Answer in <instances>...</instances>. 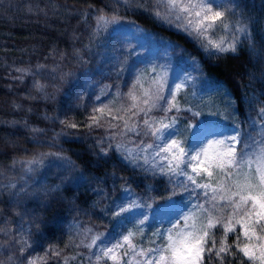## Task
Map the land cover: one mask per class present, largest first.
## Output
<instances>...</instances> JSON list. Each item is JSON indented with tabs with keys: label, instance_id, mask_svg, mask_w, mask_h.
Segmentation results:
<instances>
[{
	"label": "trees",
	"instance_id": "1",
	"mask_svg": "<svg viewBox=\"0 0 264 264\" xmlns=\"http://www.w3.org/2000/svg\"><path fill=\"white\" fill-rule=\"evenodd\" d=\"M235 2L243 8L251 35L235 55L209 58L187 35L132 9H119L118 24L163 39L182 63L194 59L202 79L230 97L229 122L255 138L264 107V0ZM101 9L111 14L112 0H0V264H27L40 258L47 264H63L61 257L45 253L49 249L60 250L62 256L86 252L71 246L75 230L108 228L109 215L103 212L126 186L135 198L150 200L151 206L168 201L164 178L133 169L114 148L108 149L106 137L118 134V128L87 127L101 88L119 86L122 93L133 82L127 70L121 78L115 76L117 54L110 49L122 39L113 32V24L93 35L94 17ZM40 65L44 67L37 71ZM124 67L132 68L126 62ZM17 68L30 72L17 79L21 76ZM36 84L44 86L43 93L36 91ZM63 121L80 127L67 128ZM253 121L255 130L250 127ZM101 139L104 145L98 144ZM119 139L116 135L112 144ZM101 147L108 150L107 156L101 155ZM57 154L74 161L76 171L66 173L57 167ZM41 156L42 166H33L36 170L31 173L19 163ZM68 176L71 181L64 182ZM57 186L60 191L46 194ZM24 239L31 246L21 253ZM232 239L229 235V243Z\"/></svg>",
	"mask_w": 264,
	"mask_h": 264
},
{
	"label": "snow or ice",
	"instance_id": "2",
	"mask_svg": "<svg viewBox=\"0 0 264 264\" xmlns=\"http://www.w3.org/2000/svg\"><path fill=\"white\" fill-rule=\"evenodd\" d=\"M112 7L111 14L101 9L95 15L93 35L121 22L118 12L123 7L174 27L209 58L235 55L238 46L251 38L243 8L235 0H112ZM136 31L134 26L113 29L123 36H135ZM138 63L145 64L143 70L118 66L116 78L127 70L133 82L126 93L117 86L111 96L105 91L97 95L100 103L93 105L87 127L93 130L108 124L119 129L118 134L106 137L108 149L114 148L133 169L165 179L170 191L168 202L161 205L165 211L150 222L143 208L151 205L135 198L126 186L103 212L124 225L123 231L105 234L84 228L82 238L71 246L86 252L62 256L60 250L49 249L45 256L61 257L63 264L78 256L83 258L79 264H264V126L259 129L260 139L243 134L239 125L234 131L223 130L211 122L189 124L181 131L180 114L192 112L191 107L183 106L188 103L186 90L195 97L197 76L174 72L167 64ZM191 63V72L199 75L196 61ZM43 67L38 66L37 71ZM15 71L21 73L17 79L30 72L20 68ZM35 89L40 93L45 90L40 84ZM205 91L201 89V95ZM102 96L109 98L105 101ZM225 108H231L230 100ZM259 116L264 119V107ZM62 123L70 129L80 127L75 122ZM193 127L196 130L191 132L189 143L185 132ZM250 127L255 130V121ZM129 134L137 139L125 141ZM116 135L120 139L113 145ZM98 144L104 145L105 139ZM100 153L107 156L108 150L101 147ZM55 159L59 161L56 166L66 173L76 171L70 158L57 154ZM42 162L43 156L19 163L31 173L36 170L33 166L39 167ZM16 164L14 161L12 166ZM70 181L68 176L64 182ZM58 191L60 186L46 194ZM164 220L168 227L163 226ZM229 235L233 237L231 243ZM20 243L21 253L31 246L27 239ZM27 264H47V260L29 259Z\"/></svg>",
	"mask_w": 264,
	"mask_h": 264
},
{
	"label": "rangeland",
	"instance_id": "3",
	"mask_svg": "<svg viewBox=\"0 0 264 264\" xmlns=\"http://www.w3.org/2000/svg\"><path fill=\"white\" fill-rule=\"evenodd\" d=\"M114 28L127 29L129 27H125L123 25L115 23L112 26V30ZM136 29H138V31H136L135 36L119 35L120 38L122 39L121 41L122 43L115 44V46L110 49L111 53H113V51L116 49L115 52L117 56H115V61L117 62V65H124V63L126 62L132 68L135 67V69L143 70L145 64H140L138 63V61L144 60L146 62H150V64H167L172 71L177 73L197 76V79L194 82L195 90H196L195 97L191 95L190 90H186L188 92L187 95L188 103L184 104L183 106L191 107L192 112L180 114L181 131H185L187 125L189 124L196 126L203 124L205 122H211V125L214 127L222 126L223 130H233V131L236 130V127L229 122L230 117H233V115H231L230 109L225 108V102L229 100L231 102V99L228 96V94L225 95V91L222 88L215 87L206 83L200 75L191 72V68H192L191 63H182L176 60L170 52L169 44L165 42L163 39L156 38L155 36H153L150 33H147L143 29L140 28H136ZM118 58L121 59L117 61ZM106 87H107L106 90L101 88L99 90V94L97 95H100L102 91H105L109 93V96H111L112 92H114L115 90L111 89V91H109L110 87L108 86ZM128 89L124 90L122 94L126 93ZM201 89H207V91H205L203 95H201ZM182 95H184V93H182ZM109 96H102L101 99L106 101L109 98ZM98 102L100 103V101ZM194 113H198V115H194ZM257 126H258V130H257V136L255 138L260 139L259 129L261 126H264V119H260V121L257 122ZM195 130L196 128L193 127L185 132V139L189 143H191L192 141L191 132H194ZM127 139L129 138L126 137L125 141H127ZM149 202L151 201L143 200V203L148 204ZM167 202L168 201H166L164 204H166ZM161 205L159 207L151 206V207L143 208V211L148 214L150 222L153 220L154 215H161L164 213L165 208ZM108 222H109V227L102 231L99 230V232H103L105 234L113 233V232L119 233L125 229L124 225L118 224L115 220L111 218V216H109ZM127 226L131 227L130 224ZM163 226L168 227L167 220H164ZM73 236L76 238V240H79L83 236V230H75ZM76 259H83V258L78 256L76 257Z\"/></svg>",
	"mask_w": 264,
	"mask_h": 264
}]
</instances>
